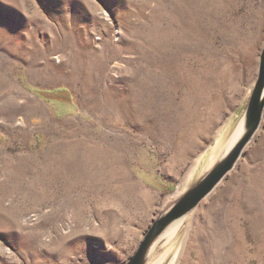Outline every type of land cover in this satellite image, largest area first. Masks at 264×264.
<instances>
[{"label":"rangeland","instance_id":"obj_1","mask_svg":"<svg viewBox=\"0 0 264 264\" xmlns=\"http://www.w3.org/2000/svg\"><path fill=\"white\" fill-rule=\"evenodd\" d=\"M263 38L264 0H0V264L131 256L229 140ZM149 264H264V114Z\"/></svg>","mask_w":264,"mask_h":264},{"label":"water","instance_id":"obj_2","mask_svg":"<svg viewBox=\"0 0 264 264\" xmlns=\"http://www.w3.org/2000/svg\"><path fill=\"white\" fill-rule=\"evenodd\" d=\"M264 114V38L258 55L257 75L246 105L227 143L212 164L184 188H176L156 213L136 249L121 264H149L161 243L174 234L199 204L234 168L258 131Z\"/></svg>","mask_w":264,"mask_h":264},{"label":"bare ground","instance_id":"obj_3","mask_svg":"<svg viewBox=\"0 0 264 264\" xmlns=\"http://www.w3.org/2000/svg\"><path fill=\"white\" fill-rule=\"evenodd\" d=\"M21 122H22V121H21ZM21 122H20V123H21Z\"/></svg>","mask_w":264,"mask_h":264}]
</instances>
